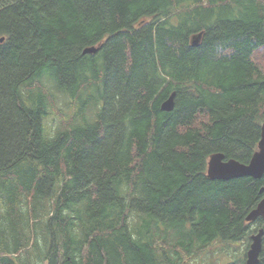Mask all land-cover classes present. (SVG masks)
I'll use <instances>...</instances> for the list:
<instances>
[{
	"label": "trees",
	"instance_id": "1",
	"mask_svg": "<svg viewBox=\"0 0 264 264\" xmlns=\"http://www.w3.org/2000/svg\"><path fill=\"white\" fill-rule=\"evenodd\" d=\"M0 39V264H194L258 229L264 264V177H206L257 150L264 0H0Z\"/></svg>",
	"mask_w": 264,
	"mask_h": 264
},
{
	"label": "water",
	"instance_id": "2",
	"mask_svg": "<svg viewBox=\"0 0 264 264\" xmlns=\"http://www.w3.org/2000/svg\"><path fill=\"white\" fill-rule=\"evenodd\" d=\"M200 34L194 35L190 40V45L193 47L198 46L200 41ZM3 39H0V43ZM96 52L95 48H86L82 51V55L93 54ZM171 96L165 101L161 109L163 111H171L173 107ZM206 177L210 181H229L240 178H252L260 180L264 177V124L261 126L260 140L258 142L257 151L252 155L247 164H241L233 159L225 160L224 156L220 153L212 154L209 156L207 162ZM263 190H260L262 193ZM264 219V198L261 199L257 205L248 212L245 216L246 222H255L257 219ZM263 230H259L257 234L250 237L251 244L246 253L245 264H258V257L261 252V239Z\"/></svg>",
	"mask_w": 264,
	"mask_h": 264
},
{
	"label": "rangeland",
	"instance_id": "3",
	"mask_svg": "<svg viewBox=\"0 0 264 264\" xmlns=\"http://www.w3.org/2000/svg\"><path fill=\"white\" fill-rule=\"evenodd\" d=\"M57 96H54V99ZM26 101V98H24ZM249 242L245 240L241 242V244L235 246L234 249H230L228 252H222L217 255L218 248L214 247L212 249L213 257L210 254H204L200 257V259H196L194 264H226L227 262L231 263L236 261L233 264H242L241 259H244V255L248 249ZM210 256V257H209ZM240 258V259H238Z\"/></svg>",
	"mask_w": 264,
	"mask_h": 264
},
{
	"label": "bare ground",
	"instance_id": "4",
	"mask_svg": "<svg viewBox=\"0 0 264 264\" xmlns=\"http://www.w3.org/2000/svg\"><path fill=\"white\" fill-rule=\"evenodd\" d=\"M170 97H171V96H170ZM166 101H167V100H166ZM163 103H164V102H163ZM163 103H162V104H163ZM161 106H162V105H161Z\"/></svg>",
	"mask_w": 264,
	"mask_h": 264
}]
</instances>
